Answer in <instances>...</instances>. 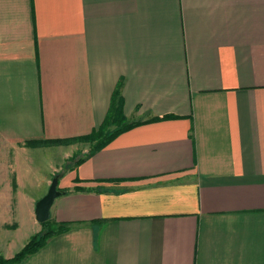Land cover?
<instances>
[{
    "label": "crops",
    "instance_id": "crops-1",
    "mask_svg": "<svg viewBox=\"0 0 264 264\" xmlns=\"http://www.w3.org/2000/svg\"><path fill=\"white\" fill-rule=\"evenodd\" d=\"M0 142V257L81 150L17 264H264V0H0Z\"/></svg>",
    "mask_w": 264,
    "mask_h": 264
},
{
    "label": "trees",
    "instance_id": "trees-1",
    "mask_svg": "<svg viewBox=\"0 0 264 264\" xmlns=\"http://www.w3.org/2000/svg\"><path fill=\"white\" fill-rule=\"evenodd\" d=\"M111 126H115V129L109 131V134L105 136L106 139H109L115 136L116 134L127 130L130 126V122L123 114L120 107H118L115 103L114 105H112V108L104 124L98 128V131L96 130L93 134L86 136V140L100 138L103 134H105L106 130H108V128H110ZM62 176L63 173H61V177ZM42 225L44 228L43 230L44 232L42 231L43 233L41 232L33 235L28 241V243L14 257L12 258L0 257V264H17L21 262L25 257L36 252L42 245L45 244V242L51 236L59 233H64L70 228L68 224L56 223L51 218L45 221L44 223H42Z\"/></svg>",
    "mask_w": 264,
    "mask_h": 264
},
{
    "label": "rangeland",
    "instance_id": "rangeland-1",
    "mask_svg": "<svg viewBox=\"0 0 264 264\" xmlns=\"http://www.w3.org/2000/svg\"><path fill=\"white\" fill-rule=\"evenodd\" d=\"M113 129H115V126H111L110 128H108V131L113 130ZM86 147H88V146H86ZM81 152H82L81 150L79 152H76L75 155H74V158L72 157L71 160L69 159L68 161H65L63 166L60 165L61 161H62V154H59V157L61 158L59 160V165L60 166H59L58 170L55 171V174L58 173V172L65 173L66 171H68V169L70 168L71 164H76L77 163L78 159L81 157V154H79ZM9 155L10 156L12 155L11 153H9V149L7 147H5L2 142H0V187H2V189H3V190H0V192H1L0 194H2L1 197L6 198L7 200H9V199L13 200V198H15L16 205H12L11 206V209H12L11 211L15 212V210H17V209H21L22 210V208L21 207L19 208V206H17V204H18V195H19L18 192H20V191H16L17 184L14 182V179L16 178V176H15V173L13 171L15 169V166L13 164L14 162L11 163L12 158H10ZM42 169L44 170V167H42ZM45 173H48L47 168H45ZM55 174H52L51 181L49 182L50 184H51L52 178L54 177ZM60 179H62V178H60ZM21 193H23V192H20V194ZM13 226L15 227V225H13ZM43 230H44V228H43V225H42V228H41L39 233H41Z\"/></svg>",
    "mask_w": 264,
    "mask_h": 264
},
{
    "label": "water",
    "instance_id": "water-1",
    "mask_svg": "<svg viewBox=\"0 0 264 264\" xmlns=\"http://www.w3.org/2000/svg\"><path fill=\"white\" fill-rule=\"evenodd\" d=\"M60 178L61 173H56L52 178L47 193L36 202L35 215L40 223H44L51 218V208L54 201L66 192L60 188Z\"/></svg>",
    "mask_w": 264,
    "mask_h": 264
}]
</instances>
